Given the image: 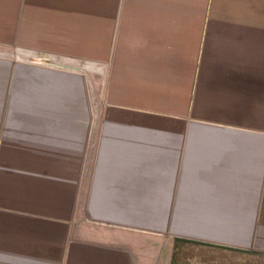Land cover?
<instances>
[{
  "label": "crops",
  "instance_id": "obj_1",
  "mask_svg": "<svg viewBox=\"0 0 264 264\" xmlns=\"http://www.w3.org/2000/svg\"><path fill=\"white\" fill-rule=\"evenodd\" d=\"M94 7L0 0V264H138L155 236L264 253V0Z\"/></svg>",
  "mask_w": 264,
  "mask_h": 264
},
{
  "label": "rangeland",
  "instance_id": "obj_2",
  "mask_svg": "<svg viewBox=\"0 0 264 264\" xmlns=\"http://www.w3.org/2000/svg\"><path fill=\"white\" fill-rule=\"evenodd\" d=\"M108 3L109 0H86V7L97 10V6L102 3ZM97 15V11H93L90 15ZM95 35L89 37L97 39V29ZM86 40H88L86 38ZM112 41V38H111ZM110 52L112 42L108 43ZM91 45L86 42V55H94L88 49ZM91 53V54H90ZM83 62V61H80ZM82 65V64H81ZM86 66V83L90 87L91 111L94 114V106L103 100L104 84L106 80L107 65L98 59H87L84 63ZM153 238V239H152ZM149 237V243L154 241V247H129L130 253L134 256L138 264H264V253L255 251H245L231 247H222L201 243L197 241L173 239L167 237ZM147 241L144 244H148ZM150 245V244H148Z\"/></svg>",
  "mask_w": 264,
  "mask_h": 264
}]
</instances>
